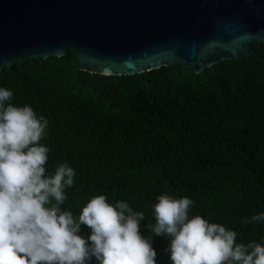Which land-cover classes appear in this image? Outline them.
Listing matches in <instances>:
<instances>
[{"label":"trees","instance_id":"16d2710c","mask_svg":"<svg viewBox=\"0 0 264 264\" xmlns=\"http://www.w3.org/2000/svg\"><path fill=\"white\" fill-rule=\"evenodd\" d=\"M0 87L13 92V106L48 120L40 142L48 172L63 163L75 170L62 211L78 216L99 195L128 203L144 214L140 234L152 239L156 264H171L170 237L148 228L162 195L192 199L189 217L234 230L236 243L264 242V222L242 223L264 213V44L200 74L172 66L102 76L78 70L68 50L13 64Z\"/></svg>","mask_w":264,"mask_h":264},{"label":"clouds","instance_id":"9594fccd","mask_svg":"<svg viewBox=\"0 0 264 264\" xmlns=\"http://www.w3.org/2000/svg\"><path fill=\"white\" fill-rule=\"evenodd\" d=\"M0 87V264H156L152 239L140 234L143 212L128 203L90 199L78 216L62 211L75 170L67 163L48 172L43 145L48 120L31 106H13ZM153 211L156 237H170L171 264H264V242L236 243L237 233L200 215L194 201L162 195ZM264 222V213L242 223ZM90 230L80 235L81 226Z\"/></svg>","mask_w":264,"mask_h":264},{"label":"water","instance_id":"95a60500","mask_svg":"<svg viewBox=\"0 0 264 264\" xmlns=\"http://www.w3.org/2000/svg\"><path fill=\"white\" fill-rule=\"evenodd\" d=\"M261 44L264 0H0V75L68 50L91 74H200Z\"/></svg>","mask_w":264,"mask_h":264}]
</instances>
